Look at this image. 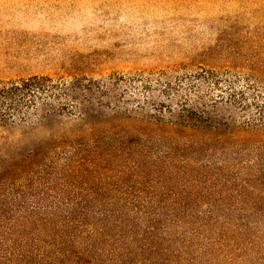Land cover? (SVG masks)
<instances>
[{"label": "rangeland", "instance_id": "obj_1", "mask_svg": "<svg viewBox=\"0 0 264 264\" xmlns=\"http://www.w3.org/2000/svg\"><path fill=\"white\" fill-rule=\"evenodd\" d=\"M32 77L0 264H264V0H0V83Z\"/></svg>", "mask_w": 264, "mask_h": 264}, {"label": "trees", "instance_id": "obj_2", "mask_svg": "<svg viewBox=\"0 0 264 264\" xmlns=\"http://www.w3.org/2000/svg\"><path fill=\"white\" fill-rule=\"evenodd\" d=\"M41 86L42 83L39 77H32L27 80H22L21 82H15L9 85L0 83V122H15V120H17L16 118L23 120L30 119L28 113L22 110L21 98L25 94ZM34 212L35 210H29L27 214H33ZM69 214L73 218L69 219V221L78 220L77 222H79L85 217L82 211L78 213H73V211H70ZM11 217L12 216H10V219ZM16 220L17 218L14 221Z\"/></svg>", "mask_w": 264, "mask_h": 264}]
</instances>
